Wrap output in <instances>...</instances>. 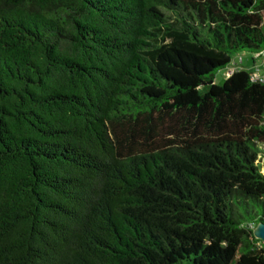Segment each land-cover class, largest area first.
I'll return each mask as SVG.
<instances>
[{
    "label": "trees",
    "instance_id": "obj_1",
    "mask_svg": "<svg viewBox=\"0 0 264 264\" xmlns=\"http://www.w3.org/2000/svg\"><path fill=\"white\" fill-rule=\"evenodd\" d=\"M263 14L0 0V264H264Z\"/></svg>",
    "mask_w": 264,
    "mask_h": 264
},
{
    "label": "rangeland",
    "instance_id": "obj_2",
    "mask_svg": "<svg viewBox=\"0 0 264 264\" xmlns=\"http://www.w3.org/2000/svg\"><path fill=\"white\" fill-rule=\"evenodd\" d=\"M239 56H241L243 59L242 67L248 71L252 70V59H251L252 55L250 53H237V54H234L232 56V58L238 60ZM258 62L259 61L257 60V63ZM226 69H227V67L222 68L219 71H217V73L215 74V77H214V82L216 84H222L223 83V81L226 78ZM261 148L264 150V145H261ZM259 160H260V162H263L264 161V155H262V157Z\"/></svg>",
    "mask_w": 264,
    "mask_h": 264
},
{
    "label": "built area",
    "instance_id": "obj_3",
    "mask_svg": "<svg viewBox=\"0 0 264 264\" xmlns=\"http://www.w3.org/2000/svg\"><path fill=\"white\" fill-rule=\"evenodd\" d=\"M255 56L259 58V62L258 63L256 62L254 65V73L252 78L262 80L264 79V50H262ZM241 63H242V58L239 57L237 64L233 63L226 69V75H231L235 70L240 68Z\"/></svg>",
    "mask_w": 264,
    "mask_h": 264
},
{
    "label": "water",
    "instance_id": "obj_4",
    "mask_svg": "<svg viewBox=\"0 0 264 264\" xmlns=\"http://www.w3.org/2000/svg\"><path fill=\"white\" fill-rule=\"evenodd\" d=\"M253 235L262 242L264 249V222H259L256 224L253 230Z\"/></svg>",
    "mask_w": 264,
    "mask_h": 264
}]
</instances>
